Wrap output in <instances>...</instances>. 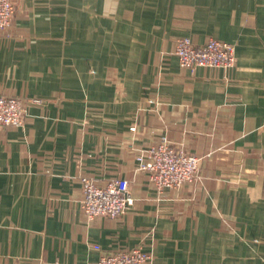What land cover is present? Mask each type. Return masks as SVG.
<instances>
[{
    "label": "crops",
    "instance_id": "crops-1",
    "mask_svg": "<svg viewBox=\"0 0 264 264\" xmlns=\"http://www.w3.org/2000/svg\"><path fill=\"white\" fill-rule=\"evenodd\" d=\"M12 2L0 94L38 101L0 126V264L134 246L149 264H264V2ZM179 37L233 44L234 65L179 66ZM163 135L199 177L158 193L135 157ZM82 176L127 179L132 203L88 220Z\"/></svg>",
    "mask_w": 264,
    "mask_h": 264
},
{
    "label": "built area",
    "instance_id": "built-area-1",
    "mask_svg": "<svg viewBox=\"0 0 264 264\" xmlns=\"http://www.w3.org/2000/svg\"><path fill=\"white\" fill-rule=\"evenodd\" d=\"M13 13L12 0H0V31L9 26ZM173 53L181 67L226 69L235 62L233 44L214 38L197 44L188 37H179L175 41ZM32 101L0 94V126L21 125L27 105ZM134 129L133 126L130 127V130ZM135 159L137 168L148 172L149 180L158 193L165 188H178L199 177L200 157L171 143L165 135L156 144L140 149ZM80 181L83 193L80 206L88 220L102 215L117 217L132 203L128 180L125 178L112 179L104 186L97 185L93 178L87 176H82ZM93 247L99 249L98 245L94 244ZM151 258L150 252L141 246H134L102 253L94 264H149Z\"/></svg>",
    "mask_w": 264,
    "mask_h": 264
}]
</instances>
